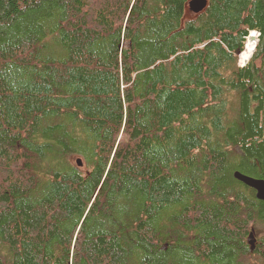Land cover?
<instances>
[{
  "label": "trees",
  "instance_id": "trees-1",
  "mask_svg": "<svg viewBox=\"0 0 264 264\" xmlns=\"http://www.w3.org/2000/svg\"><path fill=\"white\" fill-rule=\"evenodd\" d=\"M188 2L0 0V264H264V0Z\"/></svg>",
  "mask_w": 264,
  "mask_h": 264
},
{
  "label": "water",
  "instance_id": "water-1",
  "mask_svg": "<svg viewBox=\"0 0 264 264\" xmlns=\"http://www.w3.org/2000/svg\"><path fill=\"white\" fill-rule=\"evenodd\" d=\"M207 5V0H189L188 2V9L194 13H197L205 8ZM77 164L80 166V160H77ZM234 177L243 183L244 185L252 188L254 190L255 197L259 200H264V179L255 178L244 174L240 171L234 172ZM249 242L254 245V240L252 235H250Z\"/></svg>",
  "mask_w": 264,
  "mask_h": 264
},
{
  "label": "rangeland",
  "instance_id": "rangeland-1",
  "mask_svg": "<svg viewBox=\"0 0 264 264\" xmlns=\"http://www.w3.org/2000/svg\"><path fill=\"white\" fill-rule=\"evenodd\" d=\"M250 34H251V32L249 33V35H250ZM249 35H248V36H249ZM253 36H254V38H253V40H254V45H256L258 34L255 33V35L253 34ZM246 40H247V38H246ZM246 40H245V42H246ZM244 45H245V44H244ZM254 48H255V46H254ZM254 48H253V51H254ZM243 51H244V50H243ZM253 51L250 53L249 57H248L247 59H245V60L242 59V57H241L242 52H241V54L238 55V64H239L240 66H244V65L248 62V60L250 59V57L252 56ZM71 159H72V162L74 163V165H75L76 168L81 169V170H84L85 166H84V163H83V159H81V158H80L79 156H77V155H73V156L71 157ZM77 159L80 160V163H81L80 166L77 164Z\"/></svg>",
  "mask_w": 264,
  "mask_h": 264
},
{
  "label": "bare ground",
  "instance_id": "bare-ground-1",
  "mask_svg": "<svg viewBox=\"0 0 264 264\" xmlns=\"http://www.w3.org/2000/svg\"><path fill=\"white\" fill-rule=\"evenodd\" d=\"M250 32H251V34L247 37V40H246L245 45H244V49H243L244 51L242 50L241 57L243 60H245L249 57L250 53L253 51V48H254V40H253L254 36H253V34H255L256 31L251 30ZM235 171H237V170L233 171V176H234Z\"/></svg>",
  "mask_w": 264,
  "mask_h": 264
}]
</instances>
